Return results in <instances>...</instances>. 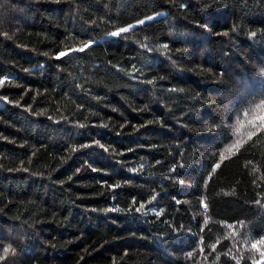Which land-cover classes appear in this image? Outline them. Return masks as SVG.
Segmentation results:
<instances>
[{
	"label": "trees",
	"instance_id": "obj_1",
	"mask_svg": "<svg viewBox=\"0 0 264 264\" xmlns=\"http://www.w3.org/2000/svg\"><path fill=\"white\" fill-rule=\"evenodd\" d=\"M0 81V264H259L264 0H0Z\"/></svg>",
	"mask_w": 264,
	"mask_h": 264
},
{
	"label": "snow or ice",
	"instance_id": "obj_2",
	"mask_svg": "<svg viewBox=\"0 0 264 264\" xmlns=\"http://www.w3.org/2000/svg\"><path fill=\"white\" fill-rule=\"evenodd\" d=\"M147 19L150 21V20L153 19V17H152V16H148ZM138 23L142 25V24L145 23V20H144V19H141V20L138 21ZM129 27H132V26H129ZM129 27H121V28H119V29H118L117 31H115V32H110L109 35H111V36H120L121 33H126V32H128V31H129ZM233 31H235V28L233 29ZM224 34H225V35H228V33H224ZM5 35H7V34L5 33ZM251 35H252V36H255L256 33L253 32V33H251ZM90 43H91V42H89V44H90ZM88 46H89L88 44H85L84 46H82V47L79 48V49H72V51H81V52H82V51H84V49H85L86 47H88ZM144 47H146V45H145ZM162 47H163V48H167V45H163ZM67 54H68L67 52H59L57 58H59L60 56H65V55H67ZM0 83H3V81H0ZM261 119H264V117H261ZM82 126H83V125H81V127H82ZM253 134H254V133H250V134H249V138H250L251 135H253ZM97 143H98V142H97ZM101 147H103V146L101 145ZM223 158H224V157H223V155H222V156H221V159H223ZM216 167L218 168V167H220V165L217 164ZM92 170H93V171H96V169H92ZM112 187H119V185H114V186H112ZM152 199H155V197H153ZM177 203H179V201H177ZM203 206H204V208H207V204H204ZM140 207H143V205H141ZM137 211H139V209H137ZM230 227H231V226H230ZM260 243H264V241H260ZM252 247H253V248H256V244H253ZM9 251H10V248H8V247L4 248V249H3L4 255L7 256V254L9 253ZM260 257H261V260H260L259 264H264V251H262V252L260 253ZM254 264H257V262L254 261Z\"/></svg>",
	"mask_w": 264,
	"mask_h": 264
}]
</instances>
